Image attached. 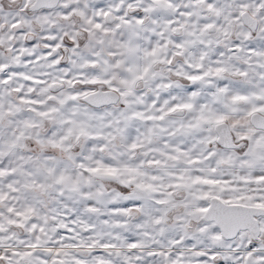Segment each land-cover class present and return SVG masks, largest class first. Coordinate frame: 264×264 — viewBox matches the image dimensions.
<instances>
[{
    "label": "snow or ice",
    "instance_id": "1",
    "mask_svg": "<svg viewBox=\"0 0 264 264\" xmlns=\"http://www.w3.org/2000/svg\"><path fill=\"white\" fill-rule=\"evenodd\" d=\"M0 264H264V0H0Z\"/></svg>",
    "mask_w": 264,
    "mask_h": 264
}]
</instances>
